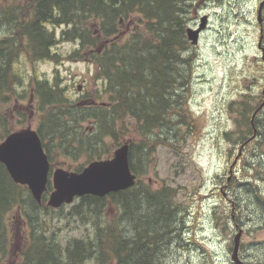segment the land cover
Here are the masks:
<instances>
[{
	"label": "trees",
	"instance_id": "16d2710c",
	"mask_svg": "<svg viewBox=\"0 0 264 264\" xmlns=\"http://www.w3.org/2000/svg\"><path fill=\"white\" fill-rule=\"evenodd\" d=\"M18 1L23 4L7 0L0 5V23L8 25L0 37V139L15 129L1 105L14 98L16 94L12 97L11 93L25 81L15 67L19 56L30 63L56 59L53 48L65 40L79 42L72 56L86 57L81 50L89 54L97 65L100 92L108 93L109 100L94 104L91 99L73 98L58 77L50 81L26 71L34 81L32 95L40 111L37 130L51 164L61 156L68 167L73 162L67 157L73 161L86 158L87 164L109 156L114 149H107L106 139L121 145L127 118L134 120L140 135L139 141L131 135L127 140L130 166L138 176L136 184L105 197L79 198L81 211L97 218L92 237L73 238L62 247L34 229L20 264H163L155 255L157 244L148 247L147 243L178 232L181 208L174 187L165 184L153 190L140 175L148 170L155 145L168 140L178 144L186 136L184 127L188 133L195 126L185 102L191 71L186 30L198 0ZM133 20L136 27L126 31L124 25ZM63 26L56 33L55 28ZM259 104L242 112L243 123H238L243 127L241 139L254 134L257 117L253 125L252 115ZM90 120L92 124L86 126ZM84 165L73 169L80 171ZM52 189L49 180L42 203H38L27 186L14 182L0 161L1 253L5 252L8 212L20 207L27 218L35 220L41 209H49L46 201ZM258 262L264 264L263 259Z\"/></svg>",
	"mask_w": 264,
	"mask_h": 264
},
{
	"label": "rangeland",
	"instance_id": "374dc122",
	"mask_svg": "<svg viewBox=\"0 0 264 264\" xmlns=\"http://www.w3.org/2000/svg\"><path fill=\"white\" fill-rule=\"evenodd\" d=\"M6 1L0 0V5ZM262 1L196 2L188 26L197 27L204 15L208 23L198 45L190 43L188 51L191 71L185 102L195 126L188 133L184 127L186 136L179 138L178 144L168 140L155 145L148 170L140 175L153 190L165 184L174 187L175 201L181 208L182 223L178 232L154 244L151 238L147 243L148 247L157 244L155 255L163 264H234L231 253L239 229L243 230L241 255L247 260H264V109L255 120V135L247 133V138L241 139L243 127L238 125L243 123L242 112L257 106L264 97V61L258 48L257 20ZM17 2L23 4L13 0ZM262 18L264 24V6ZM135 22L123 28L131 31L136 27ZM6 28L8 25L0 23V37ZM63 28L56 27V33L60 34ZM77 48L79 42L65 40L53 48L58 53L56 59L30 63L25 56H19L15 67L23 73L25 81L11 93L15 97L1 105L15 129L27 125L36 128L39 122L38 102L31 88L34 81L25 75L27 70L36 78L53 81L58 77L61 87H66L73 98L109 100L108 93L100 92L97 65L89 54L81 50L86 57L72 56ZM23 93L25 96H21ZM87 124L91 125L92 120L86 121ZM124 124L121 143L128 142L130 135L139 141L134 120L127 118ZM106 145L109 150L117 147L110 138L106 139ZM63 158L57 157L53 168L71 169L86 163L83 157L74 161L67 157L73 162L68 168L62 163ZM79 202L76 198L57 209L48 206L33 221L20 207L10 210L4 221L6 245L5 252H0V264L21 263L22 252L34 229L62 247L73 238L92 237L97 218L89 211L82 212Z\"/></svg>",
	"mask_w": 264,
	"mask_h": 264
},
{
	"label": "water",
	"instance_id": "95a60500",
	"mask_svg": "<svg viewBox=\"0 0 264 264\" xmlns=\"http://www.w3.org/2000/svg\"><path fill=\"white\" fill-rule=\"evenodd\" d=\"M263 6L264 1L259 4L257 20L260 24L258 47L261 48L264 59ZM207 23L208 17L204 15L201 17V23L197 28H187V38L192 45H198L200 33L207 27ZM263 106L264 98L254 112L252 120ZM0 161L6 165L12 179L16 183L27 185L33 197L41 203L42 195L47 189L50 163L37 129L29 126L11 132L0 142ZM136 178L137 175L130 166L129 143H123L114 150L111 157L94 160L81 171L64 168L56 169L52 178L53 190L49 195L47 205L59 208L84 195L104 197L111 192L132 187L136 183ZM242 233L243 230L239 229L234 236V246L231 254L233 262L235 264H260L243 260L240 257Z\"/></svg>",
	"mask_w": 264,
	"mask_h": 264
},
{
	"label": "flooded vegetation",
	"instance_id": "af4514ba",
	"mask_svg": "<svg viewBox=\"0 0 264 264\" xmlns=\"http://www.w3.org/2000/svg\"><path fill=\"white\" fill-rule=\"evenodd\" d=\"M241 257L245 259V257H243L242 255H241Z\"/></svg>",
	"mask_w": 264,
	"mask_h": 264
},
{
	"label": "bare ground",
	"instance_id": "6f19581e",
	"mask_svg": "<svg viewBox=\"0 0 264 264\" xmlns=\"http://www.w3.org/2000/svg\"><path fill=\"white\" fill-rule=\"evenodd\" d=\"M185 72V71H184ZM188 74V73H187ZM176 108V107H175ZM175 110V109H174Z\"/></svg>",
	"mask_w": 264,
	"mask_h": 264
}]
</instances>
